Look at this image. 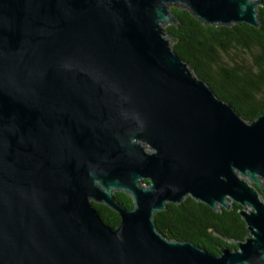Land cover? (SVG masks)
Returning <instances> with one entry per match:
<instances>
[{
	"label": "water",
	"instance_id": "obj_1",
	"mask_svg": "<svg viewBox=\"0 0 264 264\" xmlns=\"http://www.w3.org/2000/svg\"><path fill=\"white\" fill-rule=\"evenodd\" d=\"M260 4L0 0V264H264V112L242 119L163 27L168 5L258 27ZM187 196L238 204L245 238L213 254L164 236L154 214Z\"/></svg>",
	"mask_w": 264,
	"mask_h": 264
},
{
	"label": "trees",
	"instance_id": "obj_2",
	"mask_svg": "<svg viewBox=\"0 0 264 264\" xmlns=\"http://www.w3.org/2000/svg\"><path fill=\"white\" fill-rule=\"evenodd\" d=\"M169 10L175 21L164 28L176 55L245 121L264 112V0L257 7L258 27L245 23L207 25L183 6L170 5ZM114 195L120 204L132 207L129 195ZM92 203L106 224L117 226L120 218L116 212ZM240 208L233 204L228 210L214 211L187 196L178 204H167L153 220L167 238L190 241L218 254L222 246L234 248L226 239L240 241L247 235Z\"/></svg>",
	"mask_w": 264,
	"mask_h": 264
},
{
	"label": "rangeland",
	"instance_id": "obj_3",
	"mask_svg": "<svg viewBox=\"0 0 264 264\" xmlns=\"http://www.w3.org/2000/svg\"><path fill=\"white\" fill-rule=\"evenodd\" d=\"M169 6H170V5H168V8H169ZM168 24H170V22H167L166 24H164L163 27L166 26V25H168Z\"/></svg>",
	"mask_w": 264,
	"mask_h": 264
},
{
	"label": "flooded vegetation",
	"instance_id": "obj_4",
	"mask_svg": "<svg viewBox=\"0 0 264 264\" xmlns=\"http://www.w3.org/2000/svg\"><path fill=\"white\" fill-rule=\"evenodd\" d=\"M233 205V204H232ZM232 205H231V207H232ZM234 249V248H233Z\"/></svg>",
	"mask_w": 264,
	"mask_h": 264
}]
</instances>
